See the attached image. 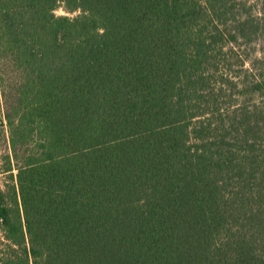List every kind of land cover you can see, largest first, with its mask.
I'll return each mask as SVG.
<instances>
[{
  "label": "trees",
  "instance_id": "16d2710c",
  "mask_svg": "<svg viewBox=\"0 0 264 264\" xmlns=\"http://www.w3.org/2000/svg\"><path fill=\"white\" fill-rule=\"evenodd\" d=\"M263 36L242 0H0V264H264Z\"/></svg>",
  "mask_w": 264,
  "mask_h": 264
},
{
  "label": "rangeland",
  "instance_id": "374dc122",
  "mask_svg": "<svg viewBox=\"0 0 264 264\" xmlns=\"http://www.w3.org/2000/svg\"><path fill=\"white\" fill-rule=\"evenodd\" d=\"M242 1H246L247 5L250 6V9L252 11V13H254L255 15L258 16H263L264 15V0H242ZM56 15H68L66 14V12L63 10L62 7H58L55 11ZM75 14H72L70 16H73ZM264 37V36H263ZM254 46V51H252L250 53V57H260L263 56L264 54V39H261L260 41H257L256 44H253ZM239 54H241V50H238ZM248 65V62L246 64V66ZM3 131L0 127V155L2 154V150H3ZM3 181V177L2 174H0V184H2ZM3 241L2 235L0 234V242ZM0 248H1V244H0Z\"/></svg>",
  "mask_w": 264,
  "mask_h": 264
}]
</instances>
